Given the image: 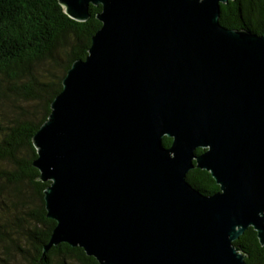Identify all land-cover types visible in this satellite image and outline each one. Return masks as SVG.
Instances as JSON below:
<instances>
[{"label": "water", "instance_id": "obj_1", "mask_svg": "<svg viewBox=\"0 0 264 264\" xmlns=\"http://www.w3.org/2000/svg\"><path fill=\"white\" fill-rule=\"evenodd\" d=\"M229 1L58 0L77 22L100 6L101 26L31 138L55 222L43 253L246 264L248 228L264 247V32L223 27ZM194 168L218 191L191 186Z\"/></svg>", "mask_w": 264, "mask_h": 264}, {"label": "trees", "instance_id": "obj_2", "mask_svg": "<svg viewBox=\"0 0 264 264\" xmlns=\"http://www.w3.org/2000/svg\"><path fill=\"white\" fill-rule=\"evenodd\" d=\"M100 10L90 5L89 19L77 22L63 13L58 0H0V249L8 258L18 256L27 264H98L64 243L43 253L55 222L44 209L49 183L38 181L31 165L36 158L31 138L46 120L72 62L86 57L101 26L95 18ZM219 22L260 35L264 0L220 5ZM162 142L169 146L171 140ZM187 181L205 194L218 190L209 173L196 168L187 173ZM233 244L241 248L246 264H264V247L252 228Z\"/></svg>", "mask_w": 264, "mask_h": 264}, {"label": "rangeland", "instance_id": "obj_3", "mask_svg": "<svg viewBox=\"0 0 264 264\" xmlns=\"http://www.w3.org/2000/svg\"><path fill=\"white\" fill-rule=\"evenodd\" d=\"M1 247V246H0ZM15 256V255H14ZM11 257V256H10ZM8 258L4 255V253L2 252V250L0 249V259H5L6 264H27L26 261L21 260L18 256L15 257H11Z\"/></svg>", "mask_w": 264, "mask_h": 264}, {"label": "flooded vegetation", "instance_id": "obj_4", "mask_svg": "<svg viewBox=\"0 0 264 264\" xmlns=\"http://www.w3.org/2000/svg\"><path fill=\"white\" fill-rule=\"evenodd\" d=\"M202 151H204V150L201 149V151H200V152H197V153H201ZM217 191H218V190H217ZM215 192H216V191H215Z\"/></svg>", "mask_w": 264, "mask_h": 264}]
</instances>
